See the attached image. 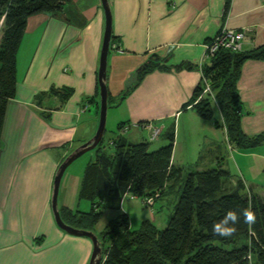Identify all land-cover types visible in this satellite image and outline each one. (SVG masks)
I'll use <instances>...</instances> for the list:
<instances>
[{"label":"crops","instance_id":"obj_1","mask_svg":"<svg viewBox=\"0 0 264 264\" xmlns=\"http://www.w3.org/2000/svg\"><path fill=\"white\" fill-rule=\"evenodd\" d=\"M108 2L112 44L107 55V92L112 105L123 108L121 114L126 115L118 119L119 123L129 124L125 132L133 131L128 136L125 132L117 136L132 143L146 141L139 139L143 130H148L143 125L149 123L159 129L153 138L148 130L152 141L166 125L165 134L170 129L174 131L171 164L181 167L174 161L181 127L189 132L188 137L191 133L198 136L194 142L190 139L184 150L190 151L192 145L196 149L199 144L200 152H204L201 160L206 161L193 171L217 166L229 171L225 150L219 144L220 134L226 139L224 129L215 125L214 118L203 119L192 105H187L201 81V71L198 66L185 65L198 64L204 44L224 27L245 29L243 50L262 45L264 0H231L226 15L225 0ZM104 26L101 0H70L58 14L41 13L27 20L16 55V96L7 102L0 131V264L89 262L90 239L69 234L56 225L51 195L59 164L75 147L89 140L97 128L91 107L99 91L97 71ZM55 51V57L50 58ZM154 53L165 58L162 63L167 68L145 73L118 102L128 87L124 82L129 74ZM61 87L73 90L66 100L47 93L46 104L35 101L37 94ZM237 87L242 101L241 128L246 134H255L264 129V60L244 61ZM258 147L254 151L242 149L238 154L260 157L256 168L252 164L246 168L252 180L247 181L244 174L241 177L248 190L264 196L263 191L254 188H260L264 181L258 179L260 175L264 177V149ZM66 170L60 181L58 208L82 211L81 200L85 199L78 194L83 172ZM252 171L254 174H250ZM126 196L129 195L123 198ZM122 207L123 201L119 209H103L100 219L108 210L115 213L111 219L121 212L127 213ZM144 215L143 220L154 221L153 216Z\"/></svg>","mask_w":264,"mask_h":264},{"label":"trees","instance_id":"obj_2","mask_svg":"<svg viewBox=\"0 0 264 264\" xmlns=\"http://www.w3.org/2000/svg\"><path fill=\"white\" fill-rule=\"evenodd\" d=\"M69 1L0 0L3 26L0 36V131L7 102L16 96V55L28 18L41 13L58 14ZM230 1L225 0L223 15L227 14ZM158 57L142 65L136 83L131 86L150 70L167 68L162 63L165 58ZM247 59L264 60V43L237 52L221 49L201 67L185 65L199 67L202 77L209 81L216 102L215 105L209 94L201 95V80L187 105H192L203 119L214 118L215 125L224 129L228 143L241 149H252L264 143V132L246 134L241 128L242 101L237 81ZM131 86L120 94L118 102ZM72 92L70 87L52 88L37 94L35 101L42 102L47 93L64 101ZM109 101L107 96L108 106ZM215 112L218 113L216 117ZM123 124L126 123H119L117 128ZM166 137V144L149 150L147 141L132 143L123 136H116L111 140V152L103 149V137L96 146L95 159L85 166L78 194L79 198L89 201L90 208L73 212L58 208L64 222L79 221L84 229L94 232L103 209H119L126 193L145 199L150 205L162 198L183 173L181 167L171 164L173 129ZM234 180L221 166L187 172L178 202L164 228L143 220L139 228L131 229L128 214L119 213L107 222L100 235L94 232L101 247L99 264H264V196L247 190L242 178ZM245 207L256 214V223L251 228L241 217L233 235L213 234V224L222 219L226 211L239 212Z\"/></svg>","mask_w":264,"mask_h":264},{"label":"rangeland","instance_id":"obj_3","mask_svg":"<svg viewBox=\"0 0 264 264\" xmlns=\"http://www.w3.org/2000/svg\"><path fill=\"white\" fill-rule=\"evenodd\" d=\"M2 29H3L2 22L0 21V36L2 34ZM56 54H57V51L53 52L50 58L53 59ZM126 80H125V82H126ZM44 98H45V95H43L42 100L44 102L42 101V103L46 104L47 100ZM111 98H113V97H111ZM96 101H97V103H99V105L98 104L96 105V103H94L91 107V110H92V112H94V115H96V123L98 126L99 112H100V94L97 97ZM112 104H113V102L110 100L109 106H107L105 132L103 135L104 144L106 145L105 149L109 152L112 151L111 145L108 144L109 139L116 137L119 133L124 134L123 132H125V131H122V130L117 128V125L120 122L118 119L123 115V114H121L123 111V108H119L118 106H114ZM243 114H245V113H243ZM123 116H126V115H123ZM158 125H161V124H158ZM166 127L167 126L165 125V127H163V129H162L161 134L158 135L157 138L152 140V141L149 140V131L148 130L146 131V130H143L142 128H140L143 130V137H141L139 140H142L143 138L146 139V141L149 142V150L157 149L160 146L167 143V137H166L165 132L168 130V127H167V129H166ZM249 130L252 131L254 129H249ZM131 131L128 130L127 132H125V135L128 136V133H130ZM262 132H264V129H261V131H256L255 134L262 133ZM188 134H189L188 131H184L180 127L179 136H178V145H177V150H176L177 152L174 155V161L176 164H178L179 166L182 167L183 173H182V176L180 177V179L177 180L175 185L170 189V191L167 192L166 194H164V196L162 198L156 199L152 205L147 204V206L141 198H130L129 196H126L123 199V207L122 208H124V211L128 213L129 223H130L131 229L139 228L140 223L145 218L144 214H147L151 217L153 216V220H154L153 222L155 223V225L158 228H164L167 224L168 218L173 213L174 208L178 202L180 188L183 184V180H184V177L186 176L187 172L201 168L202 162L204 163L206 161V160H201L202 157L204 156V152H202V151L200 152L199 144L196 145V149H195V145H192V148L190 151L184 150L186 143L190 139L192 142H194L196 139H198V136H196V133H194V134L191 133L189 135V137H188ZM219 141H220L219 144H221L222 149L225 150L224 156L227 158L226 161L228 162L227 165L229 167V171H230L232 178L237 179V178H240L242 174H244L245 175L244 178L247 181H251L252 179H250L251 177L248 175L250 171L248 172L246 168L249 166V164L254 165V168H256V166H258L260 163V157L257 156V154H255V156H253V157L239 156L238 151L243 152V150L240 148H237V147H234L232 149L229 146L228 141L226 139H224V137H222L221 134H220ZM81 144H79L78 146H80ZM263 144L259 145V147H262V148H259L258 146L257 147L262 150V149H264ZM77 147H75V149ZM257 147H255V148H257ZM251 150L254 151L255 149L252 148ZM96 151H97L96 147L89 150V151H86L81 156H79L77 159H75L71 163L72 165L70 164L66 168L67 169L66 171L67 172L68 171H74V172H78L81 174L83 172V168H84L85 164L87 162L95 159ZM199 154H200L201 158H198ZM205 156H207V155H205ZM237 166L239 168H242V170L239 171ZM250 174H254V171H252ZM258 179L264 180V177H262L260 175L258 177ZM259 186H260V184H259ZM254 188H255V190L264 192V181H263V185L260 188H256V187H254ZM246 189L248 190L247 186H246ZM89 208H90L89 201L81 200L80 210L84 211V210H88ZM143 209H145L144 210L145 212L142 211ZM114 214L115 213L112 210H108L103 214L102 218L100 219L99 223L96 225V228L94 229V232L97 235H100V231L104 228L106 222L109 219H111ZM66 221H67V224H69L73 227H76L79 229H84L82 227L83 226L82 222L72 221V220H66Z\"/></svg>","mask_w":264,"mask_h":264},{"label":"water","instance_id":"obj_4","mask_svg":"<svg viewBox=\"0 0 264 264\" xmlns=\"http://www.w3.org/2000/svg\"><path fill=\"white\" fill-rule=\"evenodd\" d=\"M101 5L103 7L104 15H105V26H104V33L102 38V45L100 49L98 71H97V83L100 94V112H99L98 126L94 135L89 140L85 141L76 149H74L59 164L53 179V187H52V195H51V209L56 225L60 229L64 230L69 234L75 236H84L90 239L92 243V251L88 264H99L100 262L101 247L97 235L93 231L86 229H79L64 222V220L61 218L58 209V192H59L60 181L66 168L83 153L95 148L101 142L105 132L106 113L108 106L107 105L108 92L106 86V65H107V55L109 52L110 40L112 35V22H111V9L108 0H101ZM151 59L157 60L159 59V57L154 54V57L153 55H151L148 61H150ZM141 69H142V65L129 74L125 82L126 86H129L137 81L138 71H140Z\"/></svg>","mask_w":264,"mask_h":264},{"label":"built area","instance_id":"obj_5","mask_svg":"<svg viewBox=\"0 0 264 264\" xmlns=\"http://www.w3.org/2000/svg\"><path fill=\"white\" fill-rule=\"evenodd\" d=\"M244 37H245V29H232V28H227V27L220 29L210 40H208L204 44V53H203L202 59L198 63L199 67H201L205 62L209 61V59L217 51L221 49H226V50H231V51H236V52L243 50ZM115 49L118 51H122L119 47H115ZM201 80L203 83V89H202L201 95L209 94L213 100V103L216 105L213 93L210 88L209 81L202 77V73H201ZM143 126L150 131L151 138H153L159 133V129L152 126L149 123H146ZM128 128H129V124L126 123L121 126L120 130L126 131ZM126 194H128L130 198L136 197L135 195H132L130 193H126ZM123 199L124 198H122L121 202L123 201ZM143 201L146 202L145 200Z\"/></svg>","mask_w":264,"mask_h":264},{"label":"clouds","instance_id":"obj_6","mask_svg":"<svg viewBox=\"0 0 264 264\" xmlns=\"http://www.w3.org/2000/svg\"><path fill=\"white\" fill-rule=\"evenodd\" d=\"M241 217H243V223L249 228L256 223V214L250 207L242 208L239 212L228 210L222 219L213 224V234L221 237L233 235L237 230L236 225L241 222Z\"/></svg>","mask_w":264,"mask_h":264}]
</instances>
